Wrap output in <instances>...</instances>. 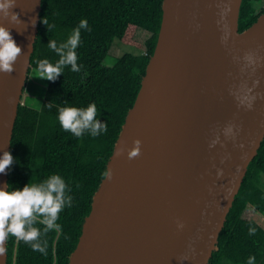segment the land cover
I'll return each mask as SVG.
<instances>
[{"label":"water","instance_id":"water-1","mask_svg":"<svg viewBox=\"0 0 264 264\" xmlns=\"http://www.w3.org/2000/svg\"><path fill=\"white\" fill-rule=\"evenodd\" d=\"M241 2L162 0L153 53L106 162L110 178L92 195L68 264H208L264 138V12L239 31ZM40 9L41 0H15L0 10L21 48L13 70L0 71V153L10 148ZM7 180L8 169L0 187Z\"/></svg>","mask_w":264,"mask_h":264},{"label":"trees","instance_id":"trees-1","mask_svg":"<svg viewBox=\"0 0 264 264\" xmlns=\"http://www.w3.org/2000/svg\"><path fill=\"white\" fill-rule=\"evenodd\" d=\"M161 2L41 0L30 68L37 69L38 61L43 58L53 63L58 60L61 53L49 48L48 41L55 39L58 44L65 41L81 18L87 19L90 30L80 29L76 52L81 69L74 72L65 65L63 73L47 81L39 106L24 102L18 105L9 148L14 160L8 168L7 182L15 188L28 180L39 182L58 173L68 185L65 194L72 196V204L59 214L60 230L42 233L41 240L47 242L46 254L10 235L6 241V264H68L82 222L91 209L92 195L105 176L106 162L153 53L162 17ZM262 12L264 0H242L238 30L247 28ZM43 16L54 25L52 29L47 30L41 23ZM138 34H144L142 42L135 39ZM114 40L143 51L124 52L115 56L110 65L104 64ZM49 102L51 108L47 106ZM92 102L97 109L95 119L106 122V132L92 136L88 129L77 137L62 128L58 120L60 106L86 107ZM263 179L264 138L248 164L219 232L218 248L212 252L208 264H248L249 255L256 256L255 264H264V227L256 221V214L264 215ZM41 215H37L34 226L43 229ZM250 226L256 228L255 233H249Z\"/></svg>","mask_w":264,"mask_h":264},{"label":"clouds","instance_id":"clouds-1","mask_svg":"<svg viewBox=\"0 0 264 264\" xmlns=\"http://www.w3.org/2000/svg\"><path fill=\"white\" fill-rule=\"evenodd\" d=\"M15 0H0V10L5 12ZM16 19V13L12 14ZM41 23L47 30L54 27L48 19L43 16ZM32 23H35L33 19ZM90 30L86 18H81L79 24L73 28L71 34L65 41L58 44L55 39L48 41V47L61 53L60 58L54 63L47 58L38 61L36 69L37 76L49 81L55 80L63 73L64 66L69 65L71 71H79L82 65L77 63L78 56L76 48L80 43V29ZM65 49L67 51H65ZM21 48L15 42L9 29L0 25V71L11 72L12 62L20 53ZM52 107L51 102L47 104ZM97 109L95 102L89 103L86 107H77L65 104L58 108V120L65 130L80 137L85 130L90 129V135L97 136L107 131V124L98 122L96 117ZM139 145V140L136 141ZM139 154L137 147L131 153L132 156ZM14 157L8 150L0 153V173H5L6 169L13 163ZM106 176L110 174L104 173ZM11 183L5 181L0 187V254H6V241L9 236H14L19 241L30 243L33 250L46 254L47 242L41 240L42 233H47L51 229H61L58 223L60 212L71 206L72 196L66 195L65 190L68 185L65 179L58 173H53L39 182H25L20 187H11ZM41 215L43 229L34 226L37 215ZM27 226V227H26ZM249 233H255V227H249ZM256 256L249 255L248 264H255Z\"/></svg>","mask_w":264,"mask_h":264},{"label":"rangeland","instance_id":"rangeland-1","mask_svg":"<svg viewBox=\"0 0 264 264\" xmlns=\"http://www.w3.org/2000/svg\"><path fill=\"white\" fill-rule=\"evenodd\" d=\"M258 7L260 8L261 5H259ZM143 35L144 34H138L135 39L142 42V40L144 39ZM114 41L115 42L112 44V46L109 49V55H107L106 58L104 59V64L106 62L107 65H110L111 62H113L115 56L118 57L124 52L141 53L143 51V49H139L130 44L122 43L118 40H114ZM36 76H37L36 68H30V72L28 73L24 91L21 97V102H24L34 107L39 106V104L41 103L43 97L42 96L43 91L48 81L46 79L39 78ZM262 183L264 184V179L262 180ZM256 221H258L264 227V215L256 214Z\"/></svg>","mask_w":264,"mask_h":264},{"label":"bare ground","instance_id":"bare-ground-1","mask_svg":"<svg viewBox=\"0 0 264 264\" xmlns=\"http://www.w3.org/2000/svg\"><path fill=\"white\" fill-rule=\"evenodd\" d=\"M14 129V128H13Z\"/></svg>","mask_w":264,"mask_h":264}]
</instances>
